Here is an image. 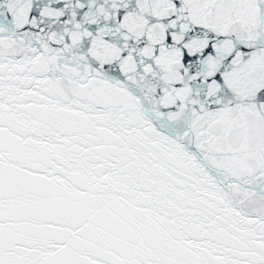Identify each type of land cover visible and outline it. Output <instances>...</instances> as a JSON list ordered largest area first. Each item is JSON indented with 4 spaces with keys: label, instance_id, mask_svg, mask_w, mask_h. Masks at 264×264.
I'll return each mask as SVG.
<instances>
[{
    "label": "snow or ice",
    "instance_id": "obj_1",
    "mask_svg": "<svg viewBox=\"0 0 264 264\" xmlns=\"http://www.w3.org/2000/svg\"><path fill=\"white\" fill-rule=\"evenodd\" d=\"M0 264H264V0H0Z\"/></svg>",
    "mask_w": 264,
    "mask_h": 264
}]
</instances>
